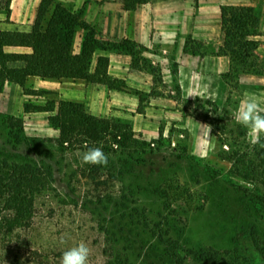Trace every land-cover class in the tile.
<instances>
[{"label":"rangeland","instance_id":"1","mask_svg":"<svg viewBox=\"0 0 264 264\" xmlns=\"http://www.w3.org/2000/svg\"><path fill=\"white\" fill-rule=\"evenodd\" d=\"M6 12V0H0V30L9 27ZM84 34L79 27L74 43L79 50ZM108 44L113 51L134 48L127 41ZM240 47L226 46L238 67L246 61V72L259 70L260 63L264 68L254 50ZM62 81L46 95L27 94L9 82L0 89V168L6 173L14 165H30L41 177L27 201L31 218L11 230L4 218L13 219L18 209L0 198V264H61L63 253L81 242L90 249L89 264L263 263L264 183L244 180L241 171L245 160L264 173V134L250 144L247 130L234 118L238 107L219 109L212 101L184 98L159 104L153 89L139 94L138 112L148 113L143 120L150 119L158 130L145 133L136 129L130 113L112 104L108 90L116 88ZM27 84L43 89L38 77ZM71 94L84 95L72 101L91 114L134 131L127 146L101 147L106 167L82 164L88 149L62 147L50 113L26 109L27 103L70 100ZM203 251L216 252L217 258Z\"/></svg>","mask_w":264,"mask_h":264},{"label":"crops","instance_id":"2","mask_svg":"<svg viewBox=\"0 0 264 264\" xmlns=\"http://www.w3.org/2000/svg\"><path fill=\"white\" fill-rule=\"evenodd\" d=\"M41 1L12 0L9 27L4 30H13L10 28L13 25L29 30ZM57 1L79 13L81 21L93 27L102 40L134 44L132 51L108 50L104 54L109 57V76L117 79L123 88L137 91L108 90L118 111L130 113L138 122L137 130L158 131L150 119L143 120L148 113L138 112L139 94L153 89L156 91L153 99L164 105L178 98L199 99L215 102L223 109L238 107L246 96H254L264 107L263 65L260 63L259 70L254 72L232 73L233 60L231 52L226 50L222 23L223 7L253 8L258 16L257 31L248 37L259 41L254 52L262 58L258 60L261 62L264 60V0H148L133 10L125 7V0ZM8 47L30 51L27 47ZM74 47L78 52V45ZM63 85L62 80L40 79L43 89H59ZM69 99L83 100L84 95L71 94Z\"/></svg>","mask_w":264,"mask_h":264},{"label":"trees","instance_id":"3","mask_svg":"<svg viewBox=\"0 0 264 264\" xmlns=\"http://www.w3.org/2000/svg\"><path fill=\"white\" fill-rule=\"evenodd\" d=\"M11 1L6 0L7 20L10 17ZM147 1L125 0V7L133 10ZM222 12L226 46L234 51L233 44L240 43V49H248L249 52L255 50L258 41L248 37L257 29L258 16L255 10L251 7H223ZM79 27L85 30V34L80 50L76 52L74 43ZM8 46L27 47L30 51L8 52L6 51ZM108 50V42L99 38L93 27L81 21L79 13L57 0H42L30 30H0V89L9 82L20 85L27 94L46 95L55 92L28 87L30 77L51 81L85 80L121 89L122 85L109 78V57L104 54ZM226 50L231 52L232 73L246 72L250 69L246 67L248 65L246 61L242 67H238L233 52L228 48ZM232 73L226 77L229 78ZM26 109L50 113L49 122L59 130L57 142L64 148L88 149L102 146L106 148V145L113 147L115 144L127 146L133 140L134 131L130 125L91 114L83 103L77 101L49 99L44 105L27 103ZM10 119L16 118L11 116ZM243 162L247 166L241 171L242 178L254 185L264 183L262 179L264 173L248 165L247 161ZM235 165L236 161L233 166ZM48 172L51 174L50 170ZM39 180L41 177H38L36 169L30 165L17 164L10 167L6 173L0 168V198L18 209L13 219H9V216L4 218L8 230L23 222V219L31 218L32 212L28 209L27 201L29 194H33L34 184ZM2 220L3 218L0 222ZM262 253L264 264V249ZM216 254L203 251V255L207 257L217 258Z\"/></svg>","mask_w":264,"mask_h":264},{"label":"clouds","instance_id":"4","mask_svg":"<svg viewBox=\"0 0 264 264\" xmlns=\"http://www.w3.org/2000/svg\"><path fill=\"white\" fill-rule=\"evenodd\" d=\"M234 118L247 130L250 144H258L261 134H264V107H261L257 99L254 96H246L245 99L241 100L234 113ZM81 163L106 167L108 156L101 147L88 148L81 156ZM89 256V247L81 242L63 253L61 264H89Z\"/></svg>","mask_w":264,"mask_h":264}]
</instances>
